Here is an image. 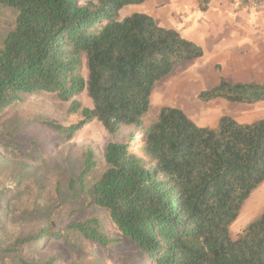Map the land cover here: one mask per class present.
I'll return each instance as SVG.
<instances>
[{"label":"trees","instance_id":"obj_1","mask_svg":"<svg viewBox=\"0 0 264 264\" xmlns=\"http://www.w3.org/2000/svg\"><path fill=\"white\" fill-rule=\"evenodd\" d=\"M146 1L0 0V17L7 8L16 12L0 40V115L24 95L45 92L70 101L68 115L82 116L69 126L48 122L67 140L92 120L110 134L135 128L127 142L107 144L106 167L97 178L87 182L98 166L91 148L71 178L88 205L103 213L18 237L1 249L18 264H58L57 255L28 259L21 251L47 239L74 246L77 235L105 249L127 239L138 251L129 264H264V209L236 238L230 234L264 183V118L242 122L222 115L215 127L201 126L182 108L163 106L146 125L157 83L205 53L148 13L121 18L125 6ZM216 68L218 82L202 90L200 100L264 101V79L232 81L220 64ZM85 91L92 107L76 99ZM137 144L143 155L134 150Z\"/></svg>","mask_w":264,"mask_h":264},{"label":"rangeland","instance_id":"obj_2","mask_svg":"<svg viewBox=\"0 0 264 264\" xmlns=\"http://www.w3.org/2000/svg\"><path fill=\"white\" fill-rule=\"evenodd\" d=\"M141 5H127L122 17L140 12ZM15 14L11 8L3 10L0 40L11 27ZM244 14H247L244 19L249 26L248 31L256 34L264 32V8L246 6ZM198 18L196 12L191 15L195 22ZM174 21L177 23H165V26L193 39L191 31L181 27L185 25L181 20ZM222 28H227V25L222 24ZM250 37L245 40L251 41ZM194 40L202 42L198 38ZM202 44L205 51L203 57L182 63L170 76L157 83L151 96V109L145 117L146 125L156 118L163 106L182 108L201 126L215 127L222 115H231L242 122L264 118V101L245 105L230 103L222 98L208 102L200 100L199 93L218 82L217 64L232 81L261 79L260 76L247 77L244 72H237L235 62L214 61L206 43ZM244 52L247 50H243L242 54ZM83 72L86 76L87 70L83 69ZM76 99L82 106H93L86 91ZM69 105L70 101H62L55 94L35 92L24 95L0 115V264H18L15 257L1 249L12 246L24 234L48 224L60 229L89 215L103 213L88 205L86 192L79 184H71V178L82 169L88 148L93 150L98 166L88 176L87 182L97 178L106 167L104 154L107 144L112 141L127 142L129 133L135 128L128 126L117 134H110L98 120H92L74 138L67 140L48 122L69 126L80 121V114H67ZM137 134L140 135V132ZM8 144L17 145V148L12 149ZM134 150L143 155L141 145L137 144ZM263 209L264 183L252 193L231 225V236L236 238ZM137 253L127 239L105 249L81 235H77L74 246L61 239H47L40 247L25 246L21 251V255L28 259L57 255L58 264H129L130 257Z\"/></svg>","mask_w":264,"mask_h":264},{"label":"crops","instance_id":"obj_3","mask_svg":"<svg viewBox=\"0 0 264 264\" xmlns=\"http://www.w3.org/2000/svg\"><path fill=\"white\" fill-rule=\"evenodd\" d=\"M248 5L242 0H209L202 8L201 0H147L139 10L152 15L162 26L181 20L185 24L181 27L191 31L193 40L200 39L202 42L198 43L202 47V43H206L214 61L235 62L237 72H244L247 77H261L247 81L261 82L264 79V32L256 34L247 30L249 26L244 19L247 14L244 13ZM124 8L120 10L121 18ZM194 12L200 17L196 22L191 19ZM224 23L227 28H222ZM249 37L251 41L245 40ZM243 50L247 52L242 54Z\"/></svg>","mask_w":264,"mask_h":264},{"label":"built area","instance_id":"obj_4","mask_svg":"<svg viewBox=\"0 0 264 264\" xmlns=\"http://www.w3.org/2000/svg\"><path fill=\"white\" fill-rule=\"evenodd\" d=\"M246 1L251 8L254 9H263L264 8V0H242Z\"/></svg>","mask_w":264,"mask_h":264},{"label":"bare ground","instance_id":"obj_5","mask_svg":"<svg viewBox=\"0 0 264 264\" xmlns=\"http://www.w3.org/2000/svg\"><path fill=\"white\" fill-rule=\"evenodd\" d=\"M178 90V89H177ZM172 92V91H171ZM174 92V91H173ZM177 92V91H176ZM172 94V93H171ZM166 95H168V94H166ZM177 95V94H176Z\"/></svg>","mask_w":264,"mask_h":264}]
</instances>
